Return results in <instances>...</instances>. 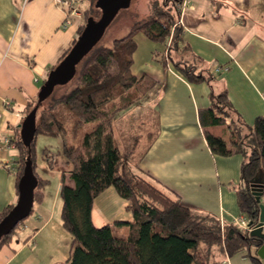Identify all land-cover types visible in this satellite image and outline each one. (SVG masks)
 I'll return each instance as SVG.
<instances>
[{
    "label": "crops",
    "instance_id": "1",
    "mask_svg": "<svg viewBox=\"0 0 264 264\" xmlns=\"http://www.w3.org/2000/svg\"><path fill=\"white\" fill-rule=\"evenodd\" d=\"M60 1L64 0H0V214L19 199L17 176L6 167L14 162L17 149L5 138L11 139L20 128L49 71L76 40L75 19L91 7V0H66L70 6ZM181 22L183 40L174 57H197L209 72L228 69L216 73L212 87L191 83L172 64L164 66L154 57L165 53L170 39L158 44L142 33L136 35L133 72L158 81L150 104L143 107L152 112L155 131L153 139L147 137L145 149L139 145V167L160 178L192 208L235 221L240 213L235 187L241 183L243 157L211 152L200 112L211 105L212 88L216 94L227 90L236 112L249 125L264 115V0H191ZM219 127L223 126L212 131L231 143L232 134ZM41 169L51 170L43 176L49 179L44 199L34 204L20 233L0 248V264H60L71 254L73 238L62 224L60 198L62 175L69 185L74 183L71 166L58 159L51 167L40 157ZM126 206L109 188L94 202V224H114L126 234L132 220Z\"/></svg>",
    "mask_w": 264,
    "mask_h": 264
},
{
    "label": "trees",
    "instance_id": "2",
    "mask_svg": "<svg viewBox=\"0 0 264 264\" xmlns=\"http://www.w3.org/2000/svg\"><path fill=\"white\" fill-rule=\"evenodd\" d=\"M90 2L91 7L84 13V22L79 26L73 45L87 20L97 18L94 13L101 11L96 6L97 0ZM182 3L183 0L157 1L152 14L136 21L125 36L116 38L110 45L100 41L77 66L74 79L57 86L45 100L46 106L38 97L30 101L25 114L37 109V133L31 146L27 147L22 141L21 128L11 138L17 149L13 161L18 185L28 158L38 177L35 205L43 201L44 190L49 184V179L38 171L39 158L43 157L51 167L54 165V155L40 153L37 139L40 135L62 139L60 152L71 166L70 178L74 182L69 185L62 175L61 219L73 238L66 264L224 263L216 259L220 255H216V250L227 259L242 253L251 258L252 264H264L257 253L263 241L251 236L249 229L187 205L179 193L140 169L139 162L133 178H128L124 167L127 156L120 145L123 137L117 120L158 85L152 76L138 77L133 72L138 47L136 35L142 33L160 43L170 39L163 55L155 53L158 61L164 66L172 64L189 82H207L212 87L216 77L217 72L202 68L198 63L201 59L197 57L194 60L174 57L183 40ZM211 90V105L200 112L208 147L217 156L242 155L241 183L235 187L238 205L250 218L249 222L257 225L261 208L251 185L263 184L260 198L264 204V178L260 177L264 170V115L249 125L236 112L227 90L218 94ZM216 126H223L232 134L231 143L212 131ZM109 188L115 189L127 202L126 210L132 215L125 236L115 234L114 224L96 226L93 222L94 202ZM13 207L11 205L0 214V222ZM26 220L2 237L0 248L11 243Z\"/></svg>",
    "mask_w": 264,
    "mask_h": 264
},
{
    "label": "water",
    "instance_id": "3",
    "mask_svg": "<svg viewBox=\"0 0 264 264\" xmlns=\"http://www.w3.org/2000/svg\"><path fill=\"white\" fill-rule=\"evenodd\" d=\"M131 3L132 0H97L96 6L101 10L100 18L90 17L87 20L85 28L76 43L56 68L49 73L47 80L42 85L38 95L40 101L49 98L57 86L66 85L74 79L77 66L102 40L106 30L118 13L128 9ZM20 128L22 141L27 147H30L37 133V109L25 116ZM38 184V177L34 172L30 158H28L24 174L19 181V199L9 214L0 222V241L3 236L9 235L20 222L31 215ZM251 187L261 208L259 222L251 231V236L263 241L257 253L261 259H264V204L261 203L260 198L263 185L252 183Z\"/></svg>",
    "mask_w": 264,
    "mask_h": 264
},
{
    "label": "rangeland",
    "instance_id": "4",
    "mask_svg": "<svg viewBox=\"0 0 264 264\" xmlns=\"http://www.w3.org/2000/svg\"><path fill=\"white\" fill-rule=\"evenodd\" d=\"M157 1L163 2V0H132L131 6L128 9H124L118 13L117 17L114 19V21L111 23V25L106 30L101 40V43L105 45H110L113 42V40H115L116 38H121L125 36L127 32L129 31L130 27L136 21L147 18L152 14L153 5L157 3ZM84 13L82 14L80 13L81 15L75 19L77 22H79V26L84 22V19H85ZM94 15L97 18H100L101 11L98 10L96 13H94ZM156 43L160 44V42H156ZM159 55H161V53ZM154 57L158 58L155 54H154ZM153 90L154 88L150 92H148V94H146L145 97L139 103H137V105H134L130 109L125 111L123 113V116H121L122 118H118L117 120L119 131L121 132L122 137H123L121 146H122L124 153L127 156L126 163H125V166L127 167L125 170H126L128 178H133L134 169L137 166V162H139L138 153H136L139 150V145L141 147L143 146V148L145 149V145L148 144L146 143L147 137H149V140H151L153 139V136H154L155 130L153 127L154 125L152 123V112L148 114L147 110L145 111L143 110V107H147L150 104L149 99L152 96ZM44 105L45 106L47 105L46 101H44ZM44 105H42L43 108H44ZM144 113H147V114H144ZM219 128L221 129V131H228L225 127H219ZM8 145H12V142H9ZM62 145H63V142L61 138L40 135L37 139V148L39 149L40 153L49 154V152H51L54 155V158H53L54 161L58 159L66 160L65 156L60 152L62 149ZM45 149H50V150H45ZM50 172H51L50 169L40 170V174L42 176H48L50 175ZM151 175L154 176L153 174ZM154 177L158 179L159 181L161 180L160 178H157L156 176ZM260 177L262 179L264 178L263 169L260 172ZM160 182L162 183V180ZM55 183L56 181L52 180L51 187H53ZM236 219H244V221H249L250 218L245 212H242L240 210V213ZM115 234L118 236L126 235L125 233L122 232L120 226H115ZM217 254H220L218 257L216 256L217 260L225 261L222 264H252L251 258L245 257L242 253L235 254L232 257H229L228 259L226 258L225 254H223L219 250H216V255ZM60 264H66L65 259Z\"/></svg>",
    "mask_w": 264,
    "mask_h": 264
},
{
    "label": "built area",
    "instance_id": "5",
    "mask_svg": "<svg viewBox=\"0 0 264 264\" xmlns=\"http://www.w3.org/2000/svg\"><path fill=\"white\" fill-rule=\"evenodd\" d=\"M60 2H63L65 5H69L70 6V2L69 1H66V0H64V1H60ZM190 3H191V0H183V3H182V5H181V12H182V16H183V14L187 11V9L190 7ZM74 12L75 13H77V11L76 10H74ZM182 16H181V18H182ZM227 70V68H222V67H216L215 68V72H224V71H226ZM5 142L8 144L9 142H11V139L10 138H5ZM6 167H8V169L11 171V172H14L15 173V163L14 162H7L6 163ZM235 223H237L238 225H240V226H242V227H244V228H247V229H249L250 231H252L254 228H255V226H256V224H251L249 221H244V219H235V221H234Z\"/></svg>",
    "mask_w": 264,
    "mask_h": 264
},
{
    "label": "bare ground",
    "instance_id": "6",
    "mask_svg": "<svg viewBox=\"0 0 264 264\" xmlns=\"http://www.w3.org/2000/svg\"><path fill=\"white\" fill-rule=\"evenodd\" d=\"M21 131V130H20ZM263 185V184H262ZM261 200H262V198H261Z\"/></svg>",
    "mask_w": 264,
    "mask_h": 264
}]
</instances>
